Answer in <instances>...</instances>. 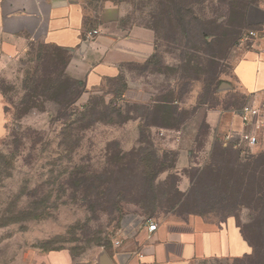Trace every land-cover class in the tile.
Instances as JSON below:
<instances>
[{"label": "rangeland", "instance_id": "obj_1", "mask_svg": "<svg viewBox=\"0 0 264 264\" xmlns=\"http://www.w3.org/2000/svg\"><path fill=\"white\" fill-rule=\"evenodd\" d=\"M88 1L98 21L113 2L130 7V21L143 26L157 8L156 0ZM199 3L195 14L206 20L209 35L221 36L214 48L205 50L196 23L194 51L183 49L187 40L181 32L174 43L159 36L157 61L128 67L122 95L123 83L115 79L95 93L105 94V105L116 106L119 115L99 110L81 116L92 92L80 98L74 116L55 104L45 83L25 93L23 85L32 76L54 82V65L28 57L14 63L0 56V152L12 150L14 161L0 179V264H56L54 257L62 254L73 264H90L97 253L112 248L121 220L132 213L171 221L203 216L218 224L233 219L237 227L238 221H248L245 205L264 184V164L258 169L254 164L264 154V143L249 151L225 141L247 102L234 67L251 43L242 42L250 29L226 23L227 15L230 4L237 8L248 2ZM165 27L159 28L163 36L168 35ZM202 50L217 60L205 63ZM185 58L192 63L185 66ZM28 93L37 97L24 100ZM171 96L178 100L177 112L168 109L152 118L155 98ZM207 120L217 122L227 144L215 141L217 132L209 130ZM132 149V155L122 156V150ZM145 156L148 163L141 161ZM146 166L160 174L144 179L140 170ZM107 189L117 197L114 208L103 200ZM35 210L39 216L33 218ZM239 258H201L190 264H247Z\"/></svg>", "mask_w": 264, "mask_h": 264}, {"label": "crops", "instance_id": "obj_2", "mask_svg": "<svg viewBox=\"0 0 264 264\" xmlns=\"http://www.w3.org/2000/svg\"><path fill=\"white\" fill-rule=\"evenodd\" d=\"M247 2L245 7H234L227 21L234 24L241 18L244 29L264 36V0ZM111 4L104 7L98 21L88 0H0V56L14 63L25 57L50 62L55 68L50 73L54 83L66 76L83 82L86 92L96 93L107 81L120 77L128 86V67L152 59L158 37L129 20L130 7ZM112 13L114 17H110ZM96 21L100 22L97 26ZM95 30L99 35L88 40ZM234 76L247 102L264 108V53L248 48L236 63ZM160 105L173 107L176 103L153 101L152 118ZM206 122L209 130L217 132L215 141L225 145L217 122ZM232 125L231 132L238 134L234 131L241 127L238 115ZM150 219L158 222L155 233L139 229L121 246L97 253L90 264H190L201 258H239L252 252L233 219L223 224L203 216L192 221H171L163 216ZM54 258L56 264H73L69 255Z\"/></svg>", "mask_w": 264, "mask_h": 264}, {"label": "trees", "instance_id": "obj_3", "mask_svg": "<svg viewBox=\"0 0 264 264\" xmlns=\"http://www.w3.org/2000/svg\"><path fill=\"white\" fill-rule=\"evenodd\" d=\"M187 1L189 2V6L185 3ZM156 6L152 12H151V23L149 25H146L147 28L153 30L155 34L157 35L158 38L159 36H162L161 38L164 39L165 41H171V42H177L178 40V34L181 32L182 36L187 40L185 46H183V49H192L194 51L195 49L193 48L191 44V39H192V34H193V23L198 24V28H200V33L203 36V39L205 38L204 41V48L207 51L208 49H211L212 47L214 48L215 44L218 42L219 38L221 36L217 34H211V40H207L206 37L210 36L208 31L209 26L207 27L205 24L204 18L201 19L195 14V5L200 4L199 0H156ZM234 7L229 5L228 9V15L231 13L232 9ZM132 14V13H131ZM240 16V14H237ZM131 16V15H130ZM225 18V17H223ZM130 20V18H129ZM241 18H238V21H235L233 25H238L240 24L242 27V24L240 23ZM165 22V23H164ZM226 23H229L228 21ZM160 25V26H159ZM165 25H167L166 29V34L168 35H161L159 28L162 29V31L166 28ZM216 26H218L216 24ZM243 28V27H242ZM170 34V35H169ZM170 37V38H169ZM201 51H199L200 53ZM200 54H203L204 56V61L213 63L214 61L217 60L212 55L207 54L204 50ZM155 61H157V55H154L152 59H150L146 64H152ZM188 62V63H187ZM185 66L190 65L192 63V60L190 61L189 58H185L184 60ZM34 77V80L31 78L24 83L23 89L24 92H28L32 88L37 89L41 83H45V88L47 91H53L54 99H55V104L65 107L64 109L69 111L71 115H78L75 110L74 106L77 105L78 101L80 98L86 94L85 90V84L81 81H77L74 79H71L66 76H61L59 78L58 83H54L53 81H45L37 76H32ZM118 81H121L123 83L122 89L119 90L118 95H122L124 91H126L127 85L125 84V79L124 77H120L116 79ZM35 83V86H32L33 84H30V82ZM37 90H33V93L35 94ZM37 96L31 95L28 93V95L25 96V99H30V98H36ZM105 94H92L90 99L85 102V105L83 107L84 111L80 113L81 116H89L92 112L103 110L105 115L109 114H120V111L116 109V106L112 105H118V104H112L111 107H108L105 105L106 99H105ZM57 99H59L57 101ZM105 99V100H104ZM64 100V104L62 102ZM155 102L159 104H168V103H177L178 100L175 99V97L171 96L170 99L162 98V97H156L154 100ZM23 103V102H22ZM107 104V103H106ZM160 108H158L157 113L159 114L161 112H166L169 111L170 109L173 110V113L177 112V106L174 105L173 107H169L167 105H160ZM169 109V110H168ZM151 110V108H149ZM148 110V111H149ZM151 112V111H150ZM63 126H66V130L68 129L67 123H63ZM227 144V143H225ZM230 147L233 148L232 145H229ZM136 150L132 149L130 151L122 150L121 154L122 156L126 157L128 154L132 155L130 153H134ZM142 163H148V157L145 156L141 158ZM150 161V159H149ZM254 164H256L257 169L260 168V165L264 164V154L258 156V158H255ZM251 165V163H250ZM14 166V161H13V155H12V150H7L4 152H0V179L6 178L8 176V170H12ZM249 166V165H248ZM264 168V165H262ZM132 170V169H130ZM141 171L142 177L144 179L149 178L152 180V174L155 177L157 174H160V172H154V170H151L150 167H145ZM255 170H252V172ZM260 170H258L259 173ZM165 172V171H164ZM133 174V172H132ZM255 174V173H254ZM254 174H252L253 178ZM153 177V179H155ZM154 182V180H153ZM151 187V186H150ZM106 192H104V201L106 205H108L110 208H114L115 205L117 204L118 200L113 197V193L107 189ZM254 195V196H253ZM253 197L250 200L248 204H246V208L249 210V218L248 221L246 222H241L238 221V228L240 229V232L245 239V241L250 245L252 248V252L250 254L244 255L242 258L238 259V262L240 261H247V264H264V184L258 185L257 189L253 193ZM38 211L35 210L36 215H32L33 218L38 217ZM34 214V213H33ZM151 218V217H150Z\"/></svg>", "mask_w": 264, "mask_h": 264}, {"label": "built area", "instance_id": "obj_4", "mask_svg": "<svg viewBox=\"0 0 264 264\" xmlns=\"http://www.w3.org/2000/svg\"><path fill=\"white\" fill-rule=\"evenodd\" d=\"M98 31L90 32L88 40H93ZM249 41L250 49L257 50L260 54L264 53V36L260 32L250 30L242 39V42ZM264 97V92L261 93ZM240 118L239 134L232 133L225 137V141L232 145L236 150H253L264 143V108L257 105L246 103L238 112ZM147 228L150 233H155L158 230V225L150 218H146L140 214L132 213L126 215L121 220V226L113 240V245L119 247L122 243L132 237L139 229Z\"/></svg>", "mask_w": 264, "mask_h": 264}]
</instances>
